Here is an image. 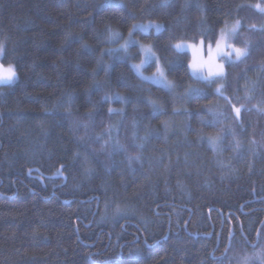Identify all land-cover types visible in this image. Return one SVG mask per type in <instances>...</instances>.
<instances>
[{
    "label": "trees",
    "instance_id": "1",
    "mask_svg": "<svg viewBox=\"0 0 264 264\" xmlns=\"http://www.w3.org/2000/svg\"><path fill=\"white\" fill-rule=\"evenodd\" d=\"M255 2L0 0L2 62L19 74L0 86V264H242L264 229V32L246 30L264 15L236 8ZM241 18L251 55L227 63L221 92L167 45ZM148 21L161 31L132 35L172 89L129 67L137 45L97 57Z\"/></svg>",
    "mask_w": 264,
    "mask_h": 264
},
{
    "label": "snow or ice",
    "instance_id": "2",
    "mask_svg": "<svg viewBox=\"0 0 264 264\" xmlns=\"http://www.w3.org/2000/svg\"><path fill=\"white\" fill-rule=\"evenodd\" d=\"M168 0H164V6H167ZM245 7L244 5H238L237 9ZM256 8L260 10V4L259 0H257ZM198 9L201 12H206L207 9L202 6L198 5ZM239 27V22L237 24V27L234 28H224L221 30L219 37L216 39L215 44L209 40L205 41L204 37L200 39L198 43H190L186 41H177L174 44V47L177 50H183L184 48L190 49L193 54V59L188 62L187 68L191 71V74L193 76H196L197 74L200 75V77L206 81H212L215 79H224L226 81L225 85L223 87L230 88L228 86L227 82V71L225 68L224 63L218 62V57H227L232 64H239L243 63L245 60L248 59V57L251 55V42L249 41L246 46L240 47L235 43H228L229 39H231V36L236 34L237 29ZM252 29L255 31H261L264 32V25L257 26L256 24L250 25ZM157 31H160V28H157ZM109 32L111 36L117 35L116 33H112L109 29ZM227 45V47H226ZM141 52L144 53L146 57L153 58L155 57V67L156 71L153 74L154 77H159L161 81L165 82L169 87H172L171 81H167L163 69L160 67V58H156V53L152 51V48L146 45L141 44L140 45ZM111 51V50H110ZM205 56L207 57L205 59ZM234 57V59H233ZM145 61L142 59L141 64H143ZM136 68V72L143 77V73L140 71L141 65H134ZM0 80L4 81H12L14 78H17V71L14 70L13 65H8L7 68H2L0 66ZM206 71V75H205ZM236 90H239L238 87ZM252 91L255 90V85H253ZM192 91H200L199 89H192ZM217 92H221L220 88L216 89ZM119 96V94H117ZM121 100H126V97L120 96ZM225 99H228L227 97ZM230 102V101H229ZM249 110L244 108L243 106L240 108H237L233 105L232 111L235 112L236 118L240 119L242 118V114L244 111ZM111 112L112 109H109ZM261 111H264V109H261ZM117 211H120L117 209ZM264 236V229L258 233L257 237ZM139 251V250H137Z\"/></svg>",
    "mask_w": 264,
    "mask_h": 264
},
{
    "label": "clouds",
    "instance_id": "3",
    "mask_svg": "<svg viewBox=\"0 0 264 264\" xmlns=\"http://www.w3.org/2000/svg\"><path fill=\"white\" fill-rule=\"evenodd\" d=\"M256 4H257V0L255 3H248V4H238V5H244L245 7H248V8H253V9H257L256 8ZM260 10H259V14H262L264 15V3H260ZM236 5V8L237 6ZM239 22V29H244L245 28V21L243 18L241 19H234L231 21V24L228 26L229 29L231 28H234V27H237V24ZM252 24H255V23H248L247 24V31L248 32H255L254 29H252L250 27V25ZM221 24H219L218 28H217V33H216V37L215 39L217 38V36L219 35V28H220ZM262 26V25H261ZM184 34V33H183ZM131 35V33L129 34V36ZM204 37L203 36V32H200V31H196V32H193L191 34H184V37L186 39H190L191 41H197L198 37ZM231 38H233V43L237 44L238 46L240 47H244L247 45V43L249 42V40L247 38H243L240 34V32H236V34L232 35ZM174 39L175 37L174 36H171L168 38L167 40V45L168 47L170 48V50L173 52V53H178V54H182V53H187L188 54V62L190 60V55L188 53V49L187 48H184L183 51L181 50H177L175 47H174ZM214 39V41H215ZM104 43L103 45L105 44H114L115 43V40L112 39V36L109 32V35L107 36V38L103 39ZM213 41V42H214ZM84 46L88 49H91V46H92V42L90 41L89 43L87 44H84ZM120 49H124L125 51H127L126 47H125V44L122 43L119 45V48H103L101 47L98 54H97V57H100L101 59L99 60V62H103L105 59H107L109 56H111V54L114 52V51H119ZM111 50V51H110ZM5 56V48H4V44L2 42H0V60H4L3 57ZM140 56L138 57H135L133 58L132 60H135V59H138ZM131 60V61H132ZM226 63H232L229 59L225 58L224 60V64ZM141 65V61L139 63H132L130 62L129 64V67L134 71L136 72V68L134 67V65ZM105 65V64H104ZM188 65V64H187ZM106 67H110V63H108L107 65H105ZM160 67L163 69L164 71V75L166 77V74H167V71H166V68H165V61H164V57L161 58L160 60ZM188 69V68H187ZM156 71V67H154L151 72L152 74H154ZM189 73L191 72L189 69H188ZM19 76L18 72H17V77ZM209 82V81H207ZM8 84V81H2L0 82V85H7ZM246 240H247V244H248V250H245L244 251V254H243V258H242V264H264V236H261V237H255L254 239L252 240H249L247 237H246ZM237 264H241V261L238 260L237 261Z\"/></svg>",
    "mask_w": 264,
    "mask_h": 264
},
{
    "label": "rangeland",
    "instance_id": "4",
    "mask_svg": "<svg viewBox=\"0 0 264 264\" xmlns=\"http://www.w3.org/2000/svg\"><path fill=\"white\" fill-rule=\"evenodd\" d=\"M258 12H259V10L258 9H256ZM231 24V22H229L228 24H226L222 29H220L219 30V34H220V32H221V30H223L224 28H228V26ZM160 28V31H161V29H162V24L161 23H159V22H153V21H148V22H140V23H137V24H135L134 26H133V28H132V30L130 31V33H131V35L129 36V34L128 35H126V36H124L122 39H121V44L122 43H124L125 44V47H126V49H127V51L129 50V47L131 46V45H137L138 46V50H139V52H140V59L137 61V62H132V63H139L142 59L145 61L143 64H141V69H140V71L143 73V77H141L137 72V75L141 78V79H143L144 81H146V82H149V83H152V84H154V85H157V86H161V87H163V88H165V89H172L174 86H175V83L173 82V80H171V79H169L167 76H166V79H167V81H171V84L173 85L172 87H169L165 82H163V81H161L160 80V78L159 77H154L153 76V74H152V72H146V71H144L145 70V68L147 67V66H149L151 63H154L155 64V57H153V58H149V57H146L145 55H144V53H142L141 52V49H140V45L141 44H143V43H140V42H138L137 40H136V38H134L133 37V35H132V33L134 32V31H136V30H140V31H142V32H144V33H148V32H150V31H153V32H155V33H158V32H160V31H157V28ZM237 31L239 32V28L237 29ZM219 37V35L217 36V38ZM216 38V39H217ZM216 39H215V41H216ZM200 40H197V41H186V42H190V43H198ZM215 41L213 42V41H211L212 43H213V45L215 44ZM207 42V41H206ZM228 43H233V38H231V39H229V41H228ZM143 45H146V46H149V47H151L152 48V46L151 45H149V44H143ZM226 47H227V45H226ZM122 52H123V54H127L128 52L127 51H125L124 49H120ZM152 51L154 52V50H153V48H152ZM181 51H183V50H181ZM155 53V52H154ZM188 53H189V55H190V60H192L193 59V54H192V51L190 50V49H188ZM156 58H158L157 57V55H156ZM207 57L205 56V59H206ZM225 58H227V57H218L217 59H218V62H220V63H224V60H225ZM228 59V58H227ZM233 59H234V57H233ZM189 60V61H190ZM8 65H10V64H8ZM8 65H4L3 64V62H2V60H0V66H2V68H7L8 67ZM11 65H13V64H11ZM227 65V63L225 64V66ZM13 67H14V70H15V66L13 65ZM0 70H2V69H0ZM207 73H206V71H205V75H206ZM195 78H197V79H199V80H204V79H202L201 77H200V75L199 74H197L196 76H194ZM17 80V78H14L12 81H8V84L7 85H10V84H13V83H15V81ZM2 81H4V80H0V82H2ZM206 81V80H205ZM209 83H213L214 84V88H215V90L217 89V88H220L221 89V86H222V79H215L214 78V80H212V81H209ZM0 86H2V85H0ZM217 92V91H216Z\"/></svg>",
    "mask_w": 264,
    "mask_h": 264
}]
</instances>
